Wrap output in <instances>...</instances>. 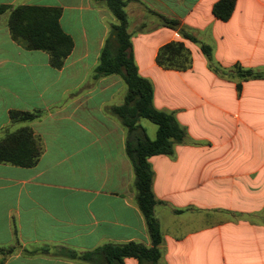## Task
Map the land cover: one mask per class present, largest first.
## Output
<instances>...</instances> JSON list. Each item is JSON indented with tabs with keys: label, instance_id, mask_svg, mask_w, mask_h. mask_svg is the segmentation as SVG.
Instances as JSON below:
<instances>
[{
	"label": "crops",
	"instance_id": "obj_1",
	"mask_svg": "<svg viewBox=\"0 0 264 264\" xmlns=\"http://www.w3.org/2000/svg\"><path fill=\"white\" fill-rule=\"evenodd\" d=\"M125 1L135 62L153 85L154 106L187 133L173 155L149 159L164 239L158 264H264V0H237L226 22L213 13L220 0ZM0 6L61 9V28L74 43L57 69L49 53L13 38L11 10L0 14V140L30 128L43 147L34 167L0 163V264H90L75 255L109 244L151 247L129 131L113 113L127 85L119 75L95 78L117 24L106 1ZM172 43L189 52L188 69L159 65ZM237 68L263 77L246 78ZM12 113L38 118L13 122ZM139 125L157 138L158 126Z\"/></svg>",
	"mask_w": 264,
	"mask_h": 264
},
{
	"label": "trees",
	"instance_id": "obj_2",
	"mask_svg": "<svg viewBox=\"0 0 264 264\" xmlns=\"http://www.w3.org/2000/svg\"><path fill=\"white\" fill-rule=\"evenodd\" d=\"M109 10L117 20L111 28L96 69L95 78L119 75L127 85L125 102L115 107L113 113L120 118L129 131L127 153L135 171L136 200L143 214L151 239V247L131 242L123 245H105L95 251L76 256L79 260L90 264H125L127 258H135L139 264H158L162 259L163 235L155 209L159 204L153 192L154 172L149 159L154 156H171L175 145L187 138L186 131L178 124L174 115L157 110L154 106V88L152 83L142 77L135 62L129 21L125 0H105ZM237 0H220L215 4L213 13L221 21H228L236 7ZM11 10L9 27L13 38L22 43L28 50L45 51L51 56L53 67L61 69L74 49L72 38L60 25L61 9L47 7L22 6L10 9L0 6V14ZM172 27L179 23L166 20ZM183 35L193 41L196 38L186 32ZM207 56L211 48L203 46ZM160 66L183 71L189 68L191 61L189 52L182 43L165 46L159 56ZM239 74L249 78H262L263 75L253 71L237 68ZM38 118V114L12 113L13 122H30ZM146 119L158 126L157 138L151 140L144 128L139 125ZM43 153V147L30 128H22L8 133L0 140V163H9L23 168L37 165ZM8 250L7 254L14 253ZM0 253L2 250L0 249Z\"/></svg>",
	"mask_w": 264,
	"mask_h": 264
}]
</instances>
